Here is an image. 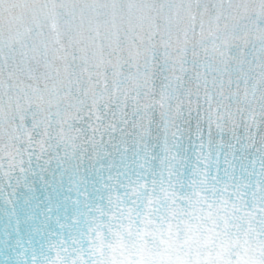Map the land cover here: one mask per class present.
Masks as SVG:
<instances>
[{
	"label": "snow or ice",
	"instance_id": "6c2138e0",
	"mask_svg": "<svg viewBox=\"0 0 264 264\" xmlns=\"http://www.w3.org/2000/svg\"><path fill=\"white\" fill-rule=\"evenodd\" d=\"M249 10L250 6L231 0L214 4L207 0H0V72L6 73L8 86L15 80L19 87V74L30 71L34 60L47 55L48 86L41 87L40 77L32 73L37 81L33 85L36 102L58 105L77 92L65 123L71 125L82 114L92 116L96 139L103 148L113 143L128 147L136 131L148 135L157 112L179 136L177 117L185 105L195 104L198 110L199 94L189 99L181 89L192 68L190 57L198 54L189 34L181 40L175 32L185 12L196 20L199 54L218 57L226 69L235 64L242 73L244 100L257 106V112L249 114L255 135L247 137L244 151L257 143L262 147L251 168L247 204L197 199L191 218L183 219L182 225L176 209L173 219L166 217L163 223L147 213L142 227L132 212V222L126 231L118 230L110 250L105 253L101 248L104 255L98 264H264V232L256 225L264 215V23L249 26ZM256 10L264 16V5ZM52 31L55 35L49 40ZM237 47L238 52L234 51ZM201 77L211 87L206 71ZM161 78L167 82L164 88L158 87ZM232 83H236L235 76ZM239 98V88L235 100L225 92L217 102L212 93L216 123L230 113L236 120L238 112L232 106L239 104ZM204 118H208L207 111ZM76 135L74 127L65 128L66 139ZM205 135L207 130L198 131L196 138L201 155L211 161L217 151L210 141L199 143ZM240 151L237 141L229 155ZM218 154L217 163L222 164V148ZM168 195L175 200L177 194L169 190ZM238 206L246 229L236 215Z\"/></svg>",
	"mask_w": 264,
	"mask_h": 264
},
{
	"label": "clouds",
	"instance_id": "9594fccd",
	"mask_svg": "<svg viewBox=\"0 0 264 264\" xmlns=\"http://www.w3.org/2000/svg\"><path fill=\"white\" fill-rule=\"evenodd\" d=\"M207 2L214 4L215 0ZM231 2L250 6L246 14L249 26L264 23V16L256 10L264 0ZM175 32L181 40L189 34L198 53L190 57L192 68L181 89L185 97L194 99L199 94L200 100L198 110L195 104H186L177 117L179 136L157 112L148 135L136 131L128 147L113 143L103 148L96 139L92 116L82 114L71 125L65 123L77 92L58 105L36 102L33 85L37 81L32 73L40 77L41 87L48 86L47 55L34 60L30 71L19 74V87L15 80L9 87L6 73L0 72V264H98L104 255L101 248L105 253L110 250L118 230L126 231L132 222V212L142 227L147 213L163 223L166 217L173 219L176 209L177 222L182 225L183 219L191 218L197 199L237 205L249 202L251 168L262 145L257 143L246 153L244 148L247 137L255 135L249 114L256 113L257 106L244 100L242 73L235 64L226 69L218 57L199 54L196 20L189 13L180 15ZM54 35L52 31L49 40ZM205 71L211 87L202 82L201 73ZM166 83L161 78L158 87L164 88ZM236 88L240 89V102L232 106L238 112L236 120L230 113L226 120L216 123L212 93L217 102L225 92L235 100ZM68 126L77 133L72 140L65 138ZM204 130L207 135L199 143L210 141L217 151L211 161L201 155L196 138V133ZM237 141L241 151L230 156L231 145ZM221 148L222 164L217 163ZM169 190L177 194L175 200L168 195ZM236 215L246 229L239 206ZM256 225L264 232V215L258 217ZM128 235L131 238L132 233Z\"/></svg>",
	"mask_w": 264,
	"mask_h": 264
}]
</instances>
